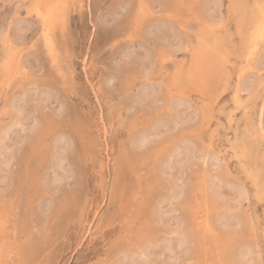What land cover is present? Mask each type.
Listing matches in <instances>:
<instances>
[{"label": "rangeland", "instance_id": "1", "mask_svg": "<svg viewBox=\"0 0 264 264\" xmlns=\"http://www.w3.org/2000/svg\"><path fill=\"white\" fill-rule=\"evenodd\" d=\"M38 1L0 0V264H264V0H64L49 46Z\"/></svg>", "mask_w": 264, "mask_h": 264}, {"label": "bare ground", "instance_id": "2", "mask_svg": "<svg viewBox=\"0 0 264 264\" xmlns=\"http://www.w3.org/2000/svg\"><path fill=\"white\" fill-rule=\"evenodd\" d=\"M37 1V0H36ZM261 1V0H260ZM83 3V2H82ZM34 12L36 13V15H37V17L38 18H40V20L42 21V23H43V25H44V32H45V34H44V37H45V41H46V43H47V45L49 46L50 45V34H49V32H50V30H52V28H54L55 26H56V24L58 23V21H60V19L63 17V15H64V8H65V2H64V0H39L38 1V4H36L35 6H34ZM90 10V9H89ZM90 16V15H89ZM155 19V18H154ZM256 33V32H255ZM52 43V42H51ZM14 45V44H13ZM11 48V47H10ZM13 49V48H12ZM211 49V48H210ZM19 50V49H18ZM207 50V49H206ZM14 51H15V49H14ZM11 52V51H10ZM19 52V51H18ZM134 52V51H133ZM20 54V53H19ZM161 54V53H160ZM14 55V54H13ZM12 55V56H13ZM16 55H18V53L16 54ZM13 58V57H12ZM17 58V57H16ZM14 59H15V57H14ZM161 60V59H160ZM14 61V60H13ZM89 63V62H88ZM91 66V65H90ZM255 68V67H254ZM259 72V71H258ZM201 76V75H200ZM204 77V76H203ZM180 88V87H179ZM204 88V87H203ZM149 89V88H148ZM176 90V89H175ZM177 90H179V89H177ZM201 90V89H200ZM181 92V91H180ZM148 93V92H147ZM97 97V96H96ZM136 97V96H135ZM41 100H43V97H41ZM46 100V99H45ZM44 103V102H43ZM90 109V108H89ZM260 109H262V108H260ZM18 111H19V109H18ZM260 115V114H259ZM101 117V116H100ZM176 118V120H177V118H178V116L177 117H175ZM179 120V119H178ZM26 121H28L27 119H26ZM179 122V121H178ZM256 122V121H255ZM173 124H174V122H173ZM35 125V124H34ZM175 126L177 125L176 123L174 124ZM15 126L16 127H20V128H22L23 129V131L25 130V129H30L31 127L30 126H28V122L27 123H25V121H24V119H23V117L21 116V117H18V118H16L15 119V122H14V124H13V127L11 126L10 127V129L6 132V135H5V140L7 139V138H9L8 137V135L10 134V132L15 128ZM32 126V125H31ZM30 127V128H29ZM157 127V126H156ZM33 129V128H32ZM262 129V128H261ZM156 134V133H155ZM150 135V134H149ZM148 134L145 136V134H144V136L145 137H143L142 136V140H141V143L143 144V145H145V144H147L148 143V141H149V137H147V136H149ZM107 136V135H106ZM151 136V135H150ZM155 136H157V135H155ZM155 136H153V138L155 137ZM152 138V137H151ZM102 142V141H101ZM134 142H135V140H134ZM187 145V144H186ZM185 145V146H186ZM189 145V144H188ZM192 145V144H191ZM108 146V145H107ZM107 146H106V148H107ZM8 147V146H7ZM187 147V146H186ZM186 147H184V148H186ZM192 146H190V148H191ZM15 148V146L13 147V149ZM183 148V147H182ZM183 148V149H184ZM2 149V148H1ZM6 149V148H5ZM13 149H12V151H13ZM182 149V150H183ZM187 149V148H186ZM193 149H195V148H193ZM66 150H67V147L66 146H64V147H62L61 149H60V152H59V154H58V157L56 158L57 159V161H56V166H57V172H56V174L54 175V182L56 183V184H60V183H62L65 179H66V174H67V169H65L64 168V163H65V152H66ZM5 151H7L6 152V154L8 155V153L9 154H11V149L10 148H7ZM184 151V150H183ZM178 152H181V150H179ZM105 154V153H104ZM187 154H188V160H190L191 161V159L193 160V151L192 150H190L189 148H188V150H187ZM195 155V154H194ZM9 156V155H8ZM107 156V155H106ZM109 156V155H108ZM205 156V155H204ZM208 156V155H207ZM185 157V156H184ZM201 157V156H200ZM15 158V157H14ZM196 158V157H195ZM194 158V159H195ZM198 158V157H197ZM202 159V158H201ZM207 159V158H206ZM206 159H204V161L206 160ZM187 160V162H189ZM198 160H200V159H198ZM210 160V159H209ZM13 161V157L11 156H9V157H7V158H5V165L6 166H9L10 164H11V162ZM108 161V160H107ZM110 161V160H109ZM218 162V161H217ZM178 163H181V162H178ZM185 163V162H184ZM216 165V164H215ZM219 165V164H218ZM182 166V165H181ZM53 173H55V172H53ZM209 178V177H208ZM181 180V179H180ZM179 180V181H180ZM178 181V180H177ZM204 181H205V179H204ZM194 187V186H193ZM193 187H192V190H193ZM179 188V187H178ZM195 188V187H194ZM180 191V190H179ZM241 192V191H240ZM242 193V192H241ZM245 196V195H244ZM239 197V196H238ZM241 197H242V195H241ZM209 198V197H208ZM243 199V198H242ZM208 200V199H207ZM235 200V199H234ZM238 201H241V199H238ZM243 201V200H242ZM238 203H240V202H238ZM243 203V202H242ZM241 203V204H242ZM235 204V203H234ZM241 206V205H240ZM166 210V209H165ZM228 211V210H227ZM194 213V212H193ZM192 214V213H191ZM198 214V213H197ZM231 214V213H230ZM230 214H228L229 216H230ZM101 215V214H100ZM194 215V214H193ZM233 215H235L234 213H233ZM200 216V215H199ZM238 216V215H237ZM197 217V216H196ZM187 218V217H186ZM192 218H194V217H192ZM191 218V219H192ZM229 218V217H228ZM234 218V217H233ZM98 220V219H97ZM96 220V221H97ZM193 220H195L196 221V219L194 218ZM200 220V219H199ZM232 220H234V219H232ZM232 220H230V221H232ZM241 220V219H240ZM89 221V220H88ZM186 221V220H185ZM185 221H183V222H185ZM188 221V220H187ZM194 221V222H195ZM172 222V221H171ZM182 222V223H183ZM189 222V221H188ZM196 223H198L197 221L194 223L195 225H196ZM241 223V222H240ZM188 225L190 224V223H187ZM225 224V223H224ZM198 225V224H197ZM201 224H199V226H200ZM177 226H179V225H177ZM185 226H186V224H185ZM91 227V226H90ZM93 227V226H92ZM95 227H97V226H95ZM186 227H188V226H186ZM186 227H185V229H186ZM176 229H175V231L173 232V233H175L177 236L178 235H180V234H178V232H180V230H178L179 228L178 227H175ZM189 228V227H188ZM197 229H199L198 228V226L196 227ZM2 229V228H1ZM182 229H183V227H182ZM185 229H184V231H185ZM196 229V230H197ZM4 230V229H3ZM190 230V229H189ZM1 231V230H0ZM83 231V230H82ZM96 231V230H95ZM183 231V230H182ZM181 233V232H180ZM183 233V232H182ZM182 233H181V238L179 239V240H177L176 241V243H175V245L174 246H168L167 247V250H169L170 252H171V254L172 255H176V254H181L182 253V250H183V248H184V246L186 245L187 246V243H186V239H185V237L184 236H182ZM192 233V232H191ZM1 234V233H0ZM184 234V233H183ZM187 234H189V232H187ZM172 235V234H171ZM176 236V237H177ZM188 236V235H187ZM189 237V236H188ZM190 237H192V236H190ZM189 237V238H190ZM178 239V238H177ZM189 240V239H188ZM1 241V240H0ZM169 241V240H168ZM190 241H192V240H190ZM189 242V241H188ZM172 243H174V242H172ZM190 243H192V242H190ZM189 246H190V244H189ZM173 247H176V248H173ZM79 248H81V247H79ZM188 248V247H187ZM251 248V247H250ZM1 249V248H0ZM186 249V248H185ZM184 249V250H185ZM249 250V252H250V249H248ZM1 252H3V251H1ZM177 252V253H176ZM4 253V252H3ZM245 254V253H244ZM0 256H3V255H0ZM151 256V255H150ZM185 256V255H184ZM241 256V255H240ZM144 256H142V258H143ZM175 257V256H174ZM243 257V256H242ZM252 257V256H251ZM145 258V257H144ZM176 258V257H175ZM175 258H174V260H175ZM248 258H249V256H248ZM0 259H1V257H0ZM145 259H147V258H145ZM238 259V258H237ZM252 259V258H251ZM3 259H1L0 260V262L2 261ZM142 260V259H141ZM143 262H145V261H143ZM146 262H148V261H146ZM252 262H253V260H252ZM150 263V262H149ZM141 264V263H140ZM143 264V263H142ZM145 264H147V263H145ZM151 264V263H150ZM152 264H153V262H152ZM204 264V263H203Z\"/></svg>", "mask_w": 264, "mask_h": 264}]
</instances>
